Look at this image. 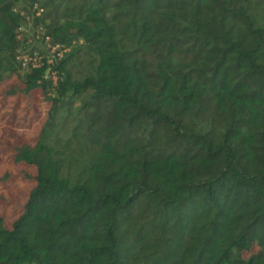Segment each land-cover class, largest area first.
Masks as SVG:
<instances>
[{
    "label": "trees",
    "instance_id": "16d2710c",
    "mask_svg": "<svg viewBox=\"0 0 264 264\" xmlns=\"http://www.w3.org/2000/svg\"><path fill=\"white\" fill-rule=\"evenodd\" d=\"M9 81L51 105L0 264H264V0H0Z\"/></svg>",
    "mask_w": 264,
    "mask_h": 264
},
{
    "label": "rangeland",
    "instance_id": "374dc122",
    "mask_svg": "<svg viewBox=\"0 0 264 264\" xmlns=\"http://www.w3.org/2000/svg\"><path fill=\"white\" fill-rule=\"evenodd\" d=\"M22 28L33 33L31 23ZM41 47L47 48L45 45ZM10 84L11 81L0 85V215L8 228L23 212L30 191L36 184L34 177L37 173L33 165L11 162L15 143L21 137L30 142L36 140L51 105L42 101L40 91L30 95H5Z\"/></svg>",
    "mask_w": 264,
    "mask_h": 264
}]
</instances>
